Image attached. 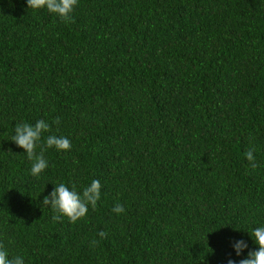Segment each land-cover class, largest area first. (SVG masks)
<instances>
[{
	"label": "trees",
	"instance_id": "trees-1",
	"mask_svg": "<svg viewBox=\"0 0 264 264\" xmlns=\"http://www.w3.org/2000/svg\"><path fill=\"white\" fill-rule=\"evenodd\" d=\"M71 15L0 0V243L25 264H238L264 226V0H78ZM41 119V144L72 148L47 149L35 177L12 138ZM92 180L96 208L54 222L43 198Z\"/></svg>",
	"mask_w": 264,
	"mask_h": 264
},
{
	"label": "clouds",
	"instance_id": "clouds-1",
	"mask_svg": "<svg viewBox=\"0 0 264 264\" xmlns=\"http://www.w3.org/2000/svg\"><path fill=\"white\" fill-rule=\"evenodd\" d=\"M28 9L40 10L47 9L50 13L57 15L62 21L72 22V13L78 5V0H26ZM54 123L59 124L60 119L57 118ZM15 135L12 138L19 148L27 154V159L32 162L31 174L39 177L48 167L49 163L45 158V151L55 147L59 151H70L72 148L71 140L64 136L50 134L47 136L43 144L41 139L44 133L51 132V125L45 120H38L35 125L29 123L15 124ZM39 149V151H37ZM11 151V150H9ZM255 149L250 148L244 153L245 158L249 161L251 169L255 170L259 167L254 155ZM101 198V184L99 180H92L90 185L77 191L73 184L71 188L64 183L55 185L54 190L45 196L42 206H47L54 213L52 220L60 222L66 217L69 222L75 224L77 221L86 217L89 206L95 209ZM113 212L122 214L125 208L122 204H116ZM101 238H106V232L99 233ZM252 239L258 245L255 251H248L247 256L240 259L238 264H264V226L253 229ZM98 241L93 240L90 246H95ZM233 248L239 257L248 249V244L243 240L235 241ZM0 264H25L22 256H9L5 245L0 243ZM227 264H237L235 260L228 259Z\"/></svg>",
	"mask_w": 264,
	"mask_h": 264
}]
</instances>
